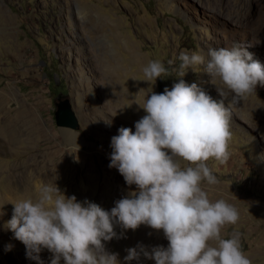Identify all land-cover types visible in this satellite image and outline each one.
Masks as SVG:
<instances>
[{"label": "rangeland", "instance_id": "obj_1", "mask_svg": "<svg viewBox=\"0 0 264 264\" xmlns=\"http://www.w3.org/2000/svg\"><path fill=\"white\" fill-rule=\"evenodd\" d=\"M236 43L264 64V0H0V89L14 93V109L30 108L33 128L15 141L0 133V264H36L5 227L10 202L40 183L56 182L66 195L110 209L128 191L108 167L111 138L121 127L134 131L149 92L181 79V52L206 54ZM154 60L169 70L155 85L143 75ZM182 79L220 99L202 66ZM66 100L78 129L56 122V102ZM232 111L230 158L208 161L218 183L203 187L212 201L224 199L238 209V223L222 234L238 232L251 264H264V87ZM128 232L107 243L121 264H128L121 253L143 239L167 246L162 232L145 226ZM40 255L50 264L51 253ZM149 261L141 264H154Z\"/></svg>", "mask_w": 264, "mask_h": 264}, {"label": "clouds", "instance_id": "obj_2", "mask_svg": "<svg viewBox=\"0 0 264 264\" xmlns=\"http://www.w3.org/2000/svg\"><path fill=\"white\" fill-rule=\"evenodd\" d=\"M178 59L181 79L163 92H149L134 131L121 127L111 138L108 167L119 172L128 191L110 209L66 195L56 182L40 183L10 202L5 227L23 243L26 258L44 264L40 254L47 250L50 264H121L107 243L145 226L162 232L167 246L138 242L126 249L128 264L142 258L154 264H251L240 234H222L238 223V209L224 199L212 201L203 185L218 183L208 161L229 160L232 110L264 87V64L238 43L206 54L181 52ZM201 66L220 99L182 79ZM143 75L155 85L169 70L154 60Z\"/></svg>", "mask_w": 264, "mask_h": 264}, {"label": "bare ground", "instance_id": "obj_3", "mask_svg": "<svg viewBox=\"0 0 264 264\" xmlns=\"http://www.w3.org/2000/svg\"><path fill=\"white\" fill-rule=\"evenodd\" d=\"M12 94H14V93H12ZM12 94L10 92H7L6 90L0 89V133H3L4 135L9 136L10 139L15 141V140L20 139L24 135L30 134V132H31V130H33V128H32V126L28 125L29 122H31V121L27 120V119H31L30 117L27 116L31 113L30 108L27 106L25 108H23L25 106V105H23L20 107L21 111H19V112H18V110L20 108L14 109L13 106L10 104ZM11 114H14V116H12ZM129 231L130 232H128V233L132 232V230H129ZM148 240H150V239H148ZM143 241H144V239L142 240V242ZM126 243H127V241H126ZM132 247H134V246H132ZM121 254L123 255V257H125L127 255V253H121ZM149 262H153V261H149Z\"/></svg>", "mask_w": 264, "mask_h": 264}, {"label": "water", "instance_id": "obj_4", "mask_svg": "<svg viewBox=\"0 0 264 264\" xmlns=\"http://www.w3.org/2000/svg\"><path fill=\"white\" fill-rule=\"evenodd\" d=\"M56 104L58 105V109L55 117L58 126L69 129H78L80 127V121L70 101L56 102Z\"/></svg>", "mask_w": 264, "mask_h": 264}]
</instances>
